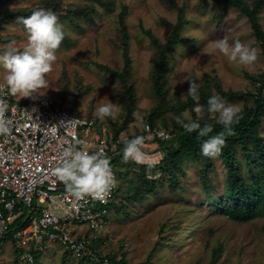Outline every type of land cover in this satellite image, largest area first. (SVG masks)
Instances as JSON below:
<instances>
[{
	"label": "rangeland",
	"instance_id": "obj_1",
	"mask_svg": "<svg viewBox=\"0 0 264 264\" xmlns=\"http://www.w3.org/2000/svg\"><path fill=\"white\" fill-rule=\"evenodd\" d=\"M247 1L253 5V0ZM89 2L0 3V50L12 41L18 48L27 43L28 34L16 21L17 15L4 19L16 10H50L63 25L64 38L52 70L46 74L48 85L40 94L69 112L94 117L115 136L140 134L152 115L163 128L180 125L176 117L185 110L197 119L193 111L197 102L187 95L189 80L198 85L200 120L217 121L218 113L207 111V100L215 94L239 107V116L252 108L258 82L264 80V51L249 19L238 8L230 7L221 18L216 0H177L184 9L181 35L185 41L170 50L167 82L158 92L152 77L158 53L148 33L165 43L172 31L169 23L178 21V10L169 9L163 0H117L111 12ZM259 18L264 28V7ZM122 20L129 32L132 61L127 84L115 73L122 72L125 65L119 32ZM224 36L230 44L239 40L257 49V59L249 65L230 61L214 47ZM0 82H4L2 70ZM108 102L117 105L116 117L97 118L96 107ZM260 119L258 130L264 142V113ZM234 155L248 180L261 176L264 155H255L251 163L241 145ZM203 161L197 156L175 164H137L121 157L118 191L94 241L97 251L110 255L113 264L122 259L126 264H264V211L248 221L229 217L226 209L233 204L230 167L220 154L212 158L207 172ZM79 229V233L90 234L86 227ZM17 248L11 238L3 240L0 264H105L82 263V257L58 242L36 250L34 263L20 260Z\"/></svg>",
	"mask_w": 264,
	"mask_h": 264
},
{
	"label": "built area",
	"instance_id": "obj_2",
	"mask_svg": "<svg viewBox=\"0 0 264 264\" xmlns=\"http://www.w3.org/2000/svg\"><path fill=\"white\" fill-rule=\"evenodd\" d=\"M258 89L264 92V80H259ZM0 100L6 102V114L13 122L8 134H0V244L11 231L19 259L25 262L34 263V252L42 245L58 242L75 256L113 264L110 255L97 251L94 241L118 191L113 158L132 137L115 136L94 117L69 112L44 94L27 99L13 95L4 82H0ZM34 106L37 111L29 112ZM142 131L144 163H161L165 153L160 141L172 138L173 130L146 123ZM68 144L88 153L102 150L109 158L115 183L103 199L85 195L77 200L56 176ZM20 205L26 224L14 227ZM82 227L90 234L79 233Z\"/></svg>",
	"mask_w": 264,
	"mask_h": 264
},
{
	"label": "clouds",
	"instance_id": "obj_3",
	"mask_svg": "<svg viewBox=\"0 0 264 264\" xmlns=\"http://www.w3.org/2000/svg\"><path fill=\"white\" fill-rule=\"evenodd\" d=\"M16 21L22 24L27 32V43L22 48L12 41L0 50V70L3 81L9 93L20 97H33L48 85L46 74L52 70L56 61V50L64 38L63 25L58 22V17L50 10L37 9L30 16L17 17ZM214 47L222 52L230 61L240 65H249L257 59V49L252 48L239 40L229 43L227 36L215 41ZM187 95L196 103L193 111L197 119H193L188 110L176 117V121L187 132H198L200 137H208L201 145L202 155L207 157L218 156L224 145V132L209 136L212 131L211 124L201 126L199 116L202 106L198 103V85L189 80ZM37 111L34 106L31 113ZM207 111L218 113L217 123L221 124L229 133L232 125L240 116V109L229 104L218 94L212 95L207 100ZM7 104L0 100V134H8L12 128V120L7 116ZM118 107L115 103L99 104L95 109V116L101 120L106 117L115 118ZM143 137L136 136L124 142L122 159L137 164L146 161V154L142 151ZM63 162L55 169V174L60 181L65 183L66 190L77 200L88 195L94 199H103L115 183L109 158L103 151L88 153L68 144L63 148Z\"/></svg>",
	"mask_w": 264,
	"mask_h": 264
},
{
	"label": "trees",
	"instance_id": "obj_4",
	"mask_svg": "<svg viewBox=\"0 0 264 264\" xmlns=\"http://www.w3.org/2000/svg\"><path fill=\"white\" fill-rule=\"evenodd\" d=\"M5 1L7 0H0V3ZM89 1L93 4H101L102 7L108 12L115 10L117 2V0ZM216 2L218 9L221 11V18L225 17L226 12L230 7L238 8L243 15L247 16L252 29L258 41L261 43L262 49L264 51V28L259 20V12L262 7H264V0H253V5H251L247 0H216ZM163 3L169 9H177L179 13L177 23H169L172 31L170 38L165 43H162L153 33H148L152 43L156 46L158 53L154 61L152 73L154 86L158 92H162L167 82V63L170 50L179 43L185 41V38L181 35V29L185 24L183 7L179 6L177 0H163ZM88 8L89 7H87V9ZM32 12L33 11L16 10L12 13H9L6 17H4V19L13 18V13L14 15H17L16 17H26L30 16ZM77 16H79V14H77ZM121 19H123V14L121 15ZM119 32L121 45L124 51L125 65L122 72L115 71V73L120 76L124 84H127L129 74L131 72L132 61L129 55V32L123 20L120 23ZM106 68L108 69V67ZM257 90L258 93L254 95L252 108L248 112L240 115L239 120L232 125L231 133L224 129L221 124L217 123L216 120L203 121L199 119L201 126L204 124L212 125V131L208 134L209 136L224 132L225 142L222 146L220 155L230 167L231 173L229 196L233 199V204L226 209V214L232 219L239 221L252 220L259 214L261 210L264 211V164L261 165V176L253 178L252 180H248L241 172L239 167L240 164L237 163L234 155L238 145L242 146L245 159L251 160V163L253 162L252 158L255 157V155H264L263 137L258 130V125L261 121L260 117L264 113V93L258 88ZM150 119L151 121L149 124L152 126L158 125L155 123V118H153V115L150 116ZM171 129L173 130V137L160 141L165 153L162 163L165 165L167 161H171V163L175 164L177 161H180L183 158L198 156L200 159H204L203 162L206 166V169L204 170L207 172L209 170L208 164L212 161L213 157L202 155L200 145L208 137H200L197 131L189 133L181 125ZM144 133L145 131H141V133L136 136H142ZM121 157L122 152L113 158V163L116 164L118 175V163ZM24 211L25 209L22 205L17 207L16 212H19L20 214L14 222V227H20L21 225L26 224V221H23L26 214ZM8 238L13 240L11 231L7 236V239ZM15 253H17L19 257L20 249L17 248ZM110 258L112 260L111 256ZM80 259L82 260V263L91 262L87 257H82ZM119 264L126 263L122 259Z\"/></svg>",
	"mask_w": 264,
	"mask_h": 264
}]
</instances>
